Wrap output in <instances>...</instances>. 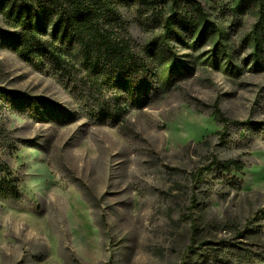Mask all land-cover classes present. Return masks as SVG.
I'll return each instance as SVG.
<instances>
[{
	"label": "rangeland",
	"instance_id": "1",
	"mask_svg": "<svg viewBox=\"0 0 264 264\" xmlns=\"http://www.w3.org/2000/svg\"><path fill=\"white\" fill-rule=\"evenodd\" d=\"M196 2L219 34L179 28L163 83L157 46L138 103L23 56L0 14V162L18 190L0 194V264H264V0ZM120 9L140 49L162 33L164 11Z\"/></svg>",
	"mask_w": 264,
	"mask_h": 264
},
{
	"label": "trees",
	"instance_id": "2",
	"mask_svg": "<svg viewBox=\"0 0 264 264\" xmlns=\"http://www.w3.org/2000/svg\"><path fill=\"white\" fill-rule=\"evenodd\" d=\"M125 1L150 16L164 11L159 18L162 33L144 48L140 49L123 18L120 6ZM257 5L262 14L263 4ZM0 14L6 25L14 29L13 47L23 56L38 64L47 60L86 85L92 81L101 93L103 89L126 92L134 103L148 101L146 95H136L143 89L141 82L151 73L149 53H156L157 46L166 63L161 82H168L180 69L168 46L173 37L182 41L179 28L194 35L197 41L193 45L220 32L196 0H0ZM259 24L258 21V28ZM251 39L258 50L260 39ZM255 55L254 61L260 65L261 56L256 52ZM210 58H215V54ZM91 98L96 99L99 119L118 122L119 109L108 101H98L101 98ZM223 167L229 169L230 165L225 163ZM8 173L11 172L7 166L0 162V194L18 197L16 183Z\"/></svg>",
	"mask_w": 264,
	"mask_h": 264
}]
</instances>
